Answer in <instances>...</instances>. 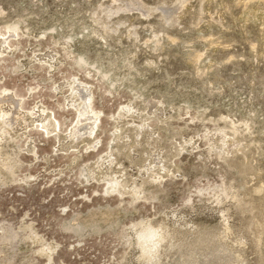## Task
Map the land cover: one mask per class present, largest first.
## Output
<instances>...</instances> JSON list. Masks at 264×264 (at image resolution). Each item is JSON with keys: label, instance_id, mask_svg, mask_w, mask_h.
I'll return each mask as SVG.
<instances>
[{"label": "rangeland", "instance_id": "374dc122", "mask_svg": "<svg viewBox=\"0 0 264 264\" xmlns=\"http://www.w3.org/2000/svg\"><path fill=\"white\" fill-rule=\"evenodd\" d=\"M0 264H264V0H0Z\"/></svg>", "mask_w": 264, "mask_h": 264}]
</instances>
